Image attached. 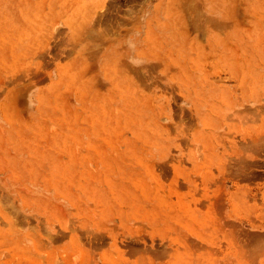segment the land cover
Returning a JSON list of instances; mask_svg holds the SVG:
<instances>
[{
	"label": "rangeland",
	"instance_id": "374dc122",
	"mask_svg": "<svg viewBox=\"0 0 264 264\" xmlns=\"http://www.w3.org/2000/svg\"><path fill=\"white\" fill-rule=\"evenodd\" d=\"M0 264H264V0H0Z\"/></svg>",
	"mask_w": 264,
	"mask_h": 264
}]
</instances>
